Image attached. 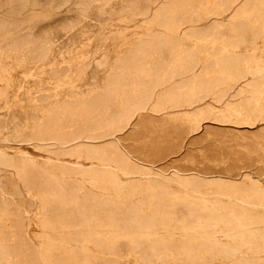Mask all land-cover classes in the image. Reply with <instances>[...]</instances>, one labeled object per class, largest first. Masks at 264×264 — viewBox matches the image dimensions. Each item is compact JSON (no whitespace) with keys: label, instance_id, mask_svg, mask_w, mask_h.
Masks as SVG:
<instances>
[{"label":"rangeland","instance_id":"rangeland-1","mask_svg":"<svg viewBox=\"0 0 264 264\" xmlns=\"http://www.w3.org/2000/svg\"><path fill=\"white\" fill-rule=\"evenodd\" d=\"M170 1L160 0L159 4ZM243 1L246 0H203L202 10L214 12L205 24L231 25L242 14L239 10ZM141 3V0H0V125H3L0 127L9 122L5 131L0 130V152L57 176L64 190L55 204H64L62 211L73 221H81L73 228L54 220L59 214L57 207L46 205L47 191L39 189L43 180L37 173L23 179L14 169L0 166V241L7 243L8 248L17 242L21 257L27 255L32 259L34 251L41 252L48 245L58 251L64 239L67 247L74 250L73 240L81 239L85 249L80 256L72 257L76 263L82 260L85 264H264V246L258 238L264 236V203L260 204L262 208L255 207L252 204L258 203L251 202L246 194L232 200L230 206L233 213L247 218L250 228L239 237L231 231L238 237L230 245L236 251L196 248L181 257L156 245L152 247L154 251H146L156 239L144 242L141 247L131 245L125 251H108L109 218L120 225L127 207L137 205L156 188L143 176H120L113 164L108 169L119 176L116 188L101 182L88 184L95 171L103 167L88 161L83 154L87 146L118 149L156 173L148 178L151 183L170 179L174 174H194L206 180L220 178L235 182L250 177L264 186V114L250 104V95L241 90L245 82L252 80L250 76L237 83L235 79H227L230 89L218 103L210 96L189 108H164L159 112L152 111L150 103V109L134 112L124 127L84 129L77 144L53 145L50 141L36 140L50 116L63 119L65 133L80 127V113L67 107L102 90L116 58L145 39L144 18L138 16ZM156 7L152 6L148 19ZM193 26L197 25H184L181 34ZM28 38L33 41L20 48L13 46ZM212 47V42L205 43L201 62L207 60L205 52ZM42 48H46V58L38 61L35 56ZM261 59L264 61L263 55ZM141 64L154 66L161 61L154 57ZM129 73V82L134 86L138 83L134 71ZM207 75L209 79L216 76L212 71ZM130 96L134 97L135 92ZM196 111L203 114L198 124L190 120ZM248 114L254 116L253 124L247 123ZM13 132L21 134L20 142L11 141ZM76 146L82 151L80 158ZM78 170L80 173L74 175ZM59 171L71 175L63 176ZM28 179L34 181L32 185L26 183ZM69 184L78 188L74 202L67 199ZM193 196L218 209L209 212L197 207L184 216L188 218L187 224H194L198 216L221 217L226 221L227 210L217 203L226 200L209 185ZM146 215L153 217L150 212ZM41 220L47 222L45 229L40 225ZM155 225L157 228L150 233L166 237L179 223L169 220ZM221 226L218 232L226 225ZM253 233L257 237L253 238ZM144 235H147L145 231L140 237ZM182 235L173 236L179 239ZM42 262L51 264L49 259Z\"/></svg>","mask_w":264,"mask_h":264},{"label":"bare ground","instance_id":"bare-ground-1","mask_svg":"<svg viewBox=\"0 0 264 264\" xmlns=\"http://www.w3.org/2000/svg\"><path fill=\"white\" fill-rule=\"evenodd\" d=\"M141 1L138 16L144 18L142 24L145 39L116 58L112 72L106 78L102 90L98 89L93 96L74 103L72 107H67L80 113L82 117L80 127L65 133L63 132L65 127L63 119L50 116L39 130L37 141H50L53 145L72 142L77 144L87 129L93 128L101 131L112 125H123L124 127L134 112L146 110L151 102H153L151 110L154 112H159L164 108H189L210 96H213L214 103H218L230 89L226 82L227 79H235L237 83L248 76L252 80L245 82L241 90L250 95L248 99L250 104L264 114V61L261 59V56H264V0L243 1L239 10L242 14L237 15L231 25L212 24L213 26L205 24L214 12L210 9L202 10L203 0H171L161 5L160 0ZM152 6L157 7L152 18L148 19ZM186 24L197 26L181 34ZM30 41L33 40L28 38L13 46L20 48ZM206 42H212L213 47L205 52L207 60L201 62L200 57ZM165 46L169 48L165 49ZM46 54V48H42L37 52L35 59L43 60ZM154 57L161 61V64L154 66L141 64L142 61L151 60ZM151 67H158V73ZM130 70L134 71V79L138 82L134 86L129 82ZM211 71L216 75L214 79H209L207 75ZM156 89H158V95L153 93ZM132 92H135L134 97L130 96ZM116 106H118L117 110ZM234 109L232 108L233 112ZM253 115L254 118L255 115ZM232 116H235V112ZM202 117L201 111H196L190 120L198 124ZM249 117L246 119L247 123L253 124L252 117ZM6 126L0 127V130L5 131ZM19 134L13 132L11 141L20 142L21 134ZM81 152L76 146L78 157L81 156ZM83 154L88 161L103 167L102 170L95 171V175L88 184L101 182L108 187L116 188L119 176L108 169V166L113 164L120 176H143L148 184L156 188L154 193L145 195L137 205L127 207L120 225H116L115 220L109 218L110 235L106 238L108 251H125L131 245L141 247L144 242L150 243L155 239L156 243H152L146 251H154L152 248L154 245L162 251H171L176 257L189 255L190 251L196 248L204 251H236L230 245L241 233L246 230L250 231V228L247 227L246 217L236 215L231 211V201L246 194L251 202L258 203L252 204L253 206L263 207L260 204L264 203V186L250 177L247 181L235 182L220 178L206 180L194 174H174L172 178L169 177L170 179L151 183L148 178L156 173L151 168L138 165L118 149L87 146ZM0 166L14 169L17 176L23 179L26 175L37 173L43 180L42 188L39 189L47 191L46 205L57 207L55 210L59 214L54 220L68 223L73 228L81 222L73 221L62 211L64 204H55L64 190V185L57 176L49 174V170L46 173L44 168L41 169L37 165L20 163L3 152H0ZM59 173L63 176L71 175L64 171H59ZM79 173L78 170V173L74 175ZM26 183L32 185L31 179H28ZM207 185L214 189L221 199L226 200V202L217 201L220 207L227 210L226 221L221 217L204 218L203 216L202 218L198 216L194 224L190 222L187 224L188 218L184 216L191 214L197 207L201 211L208 209L209 212L218 209V207L210 206L206 201L195 200L193 196ZM68 186L67 199L73 201L78 188L71 184ZM146 212L153 214V217L147 218ZM169 220L179 223L178 227H174L172 234L169 232L166 237H162L150 233L157 228L155 224H164ZM223 222L226 225L223 226L225 229L218 232ZM40 225L45 229L47 222L41 220ZM144 231L147 235L140 237ZM231 231L234 235L239 234L238 237L233 236ZM176 233H183V235L175 239L173 235ZM252 237L257 236L253 233ZM258 238L264 246V236ZM64 240L59 244L58 251H53L54 246L48 245L41 252L34 251L32 259H29L30 256L27 257L26 254V257H21L23 255L19 254L20 249L17 242L8 248L7 243L4 245L0 241V264H43L42 260L48 259L51 264H85L79 259L76 263L72 257L80 256L85 249L81 239L73 240L76 244L74 250H70L67 247V241ZM20 253L23 254V252ZM12 259H14L13 262Z\"/></svg>","mask_w":264,"mask_h":264},{"label":"crops","instance_id":"crops-1","mask_svg":"<svg viewBox=\"0 0 264 264\" xmlns=\"http://www.w3.org/2000/svg\"><path fill=\"white\" fill-rule=\"evenodd\" d=\"M157 68H158V67H156V69H153V71H156V72L158 73ZM153 74H154V73H153ZM153 93H154V95H158V93H159V92H158V89H156ZM152 103H153V102H151V104H152ZM150 108H151V107H150ZM150 108H149V106L147 107V109H150Z\"/></svg>","mask_w":264,"mask_h":264}]
</instances>
